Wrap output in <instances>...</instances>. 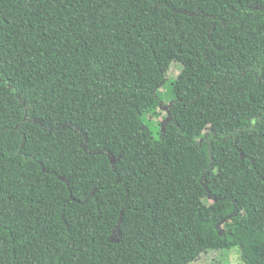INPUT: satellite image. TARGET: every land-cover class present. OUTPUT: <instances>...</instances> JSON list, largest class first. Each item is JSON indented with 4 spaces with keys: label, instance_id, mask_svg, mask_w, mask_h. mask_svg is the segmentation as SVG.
Instances as JSON below:
<instances>
[{
    "label": "trees",
    "instance_id": "trees-1",
    "mask_svg": "<svg viewBox=\"0 0 264 264\" xmlns=\"http://www.w3.org/2000/svg\"><path fill=\"white\" fill-rule=\"evenodd\" d=\"M233 250L264 264V0H0V264Z\"/></svg>",
    "mask_w": 264,
    "mask_h": 264
},
{
    "label": "rangeland",
    "instance_id": "rangeland-1",
    "mask_svg": "<svg viewBox=\"0 0 264 264\" xmlns=\"http://www.w3.org/2000/svg\"><path fill=\"white\" fill-rule=\"evenodd\" d=\"M181 66L177 63L172 64L171 69L168 73V77L166 82L169 83V80H174L176 76L180 73ZM168 89L166 88L165 84L160 88V95L163 98V100L166 101V92ZM169 105V104H168ZM168 105L162 106L160 109H158L160 113V117L156 122H150L148 120L144 121V124L146 127H149L152 132L155 134V137L158 138L159 136H156L157 130H159V133L161 131V126L158 128V123L163 124L166 122L165 117L167 115V108ZM206 204L209 206L213 203V200L211 199H205ZM192 264H243L241 261L240 253L238 250L230 251L229 253L226 252H209L205 255H202L197 261L193 262Z\"/></svg>",
    "mask_w": 264,
    "mask_h": 264
},
{
    "label": "water",
    "instance_id": "water-1",
    "mask_svg": "<svg viewBox=\"0 0 264 264\" xmlns=\"http://www.w3.org/2000/svg\"><path fill=\"white\" fill-rule=\"evenodd\" d=\"M113 162V161H112Z\"/></svg>",
    "mask_w": 264,
    "mask_h": 264
}]
</instances>
